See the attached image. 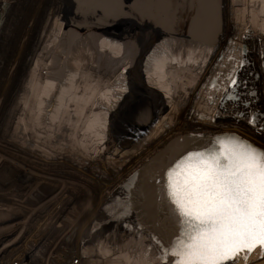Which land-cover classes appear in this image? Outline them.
I'll list each match as a JSON object with an SVG mask.
<instances>
[{"label":"bare ground","instance_id":"obj_1","mask_svg":"<svg viewBox=\"0 0 264 264\" xmlns=\"http://www.w3.org/2000/svg\"><path fill=\"white\" fill-rule=\"evenodd\" d=\"M227 6L224 31L184 34L174 42L161 40L162 53L154 63L153 85L165 92L170 111L131 147L123 142L120 149L104 150L99 146V132L104 126L99 104L112 97L115 79L120 74L135 70L134 58L148 37L129 28L107 26L85 35L76 47L77 38H73L58 17L60 4L51 10V20L18 96L16 143L29 150L48 149L55 157L84 168L92 167L106 179L133 174L171 139L186 133L179 121L187 116L193 102L199 113L213 115L228 89L233 69L237 70L240 61L249 55L259 58L264 51V0H227ZM252 37L259 42L250 50L251 44L247 42ZM220 49L224 52L219 58ZM252 79L259 83L256 87L264 88L261 61L255 67L248 64L240 74L241 82ZM211 80L218 85L206 86L194 99L202 82ZM235 130L264 148L262 136L242 126ZM110 199L105 225L90 224L88 227L93 229L84 228L83 242H98L102 251L112 247L117 252L118 264H147V258L149 264L157 262L159 253L151 240L137 234L128 236L127 228L118 223L124 199L116 191ZM102 217L100 212L94 220L102 222ZM59 222L63 225L62 219ZM124 222L131 223L128 217ZM111 236L119 241L110 242ZM237 260L240 264H264V246L243 251L232 263Z\"/></svg>","mask_w":264,"mask_h":264},{"label":"rangeland","instance_id":"obj_2","mask_svg":"<svg viewBox=\"0 0 264 264\" xmlns=\"http://www.w3.org/2000/svg\"><path fill=\"white\" fill-rule=\"evenodd\" d=\"M60 4L61 0H0V264H11L24 254L29 239L54 226L58 218L63 219L62 233L70 230L78 238L84 228L93 229L88 227L90 224L105 225L110 198L129 175L106 179L92 167L55 157L48 149L20 148L15 141L18 96L51 20V10ZM258 42L252 37L247 42L251 44L249 49L253 50ZM179 122L184 133L207 134L237 132L235 129L244 123L221 117L218 110L213 115L190 110ZM99 146L103 148L101 142ZM56 204L63 206L53 208ZM120 206L123 215L117 221L121 228H127V235L137 234L146 240L124 222L129 206L125 201ZM63 207V213L58 214ZM100 212L102 222L94 220ZM109 241L119 239L111 236ZM231 264L240 263L237 260Z\"/></svg>","mask_w":264,"mask_h":264},{"label":"snow or ice","instance_id":"obj_3","mask_svg":"<svg viewBox=\"0 0 264 264\" xmlns=\"http://www.w3.org/2000/svg\"><path fill=\"white\" fill-rule=\"evenodd\" d=\"M229 137L226 147L188 152L167 168L160 189L167 238L157 241L163 259L224 264L264 246V149Z\"/></svg>","mask_w":264,"mask_h":264},{"label":"water","instance_id":"obj_4","mask_svg":"<svg viewBox=\"0 0 264 264\" xmlns=\"http://www.w3.org/2000/svg\"><path fill=\"white\" fill-rule=\"evenodd\" d=\"M58 17L73 38H77L74 40L76 47L85 35L107 26L129 28L141 36L152 35L174 42L184 34L224 31L226 0H61ZM229 134H236L264 149L235 132H188L166 143L116 190L129 206L130 224L151 240L160 256L157 241L167 238L164 225L166 200L160 190L167 168L188 152L226 147ZM163 260L174 264V258ZM231 263L232 260L224 262Z\"/></svg>","mask_w":264,"mask_h":264},{"label":"flooded vegetation","instance_id":"obj_5","mask_svg":"<svg viewBox=\"0 0 264 264\" xmlns=\"http://www.w3.org/2000/svg\"><path fill=\"white\" fill-rule=\"evenodd\" d=\"M147 37L144 47L137 51L134 58L135 70L120 74L115 79L112 97L99 104L104 121V126L99 133L105 150L120 149L123 142H128L131 147L137 139L144 136L150 126L155 125L170 111V101L165 92L153 85L154 63L162 53L159 50V46L162 47L160 44L162 41L152 35ZM222 52L224 50L220 49L219 58ZM245 59L246 63L239 64V68L229 79L228 89L223 92L220 100L218 115L228 119L242 120L244 122L242 127L263 136L264 88L256 87L259 83L253 79L241 82L240 74L248 64L254 67L259 61L264 64V51L259 58L249 55ZM233 77L237 80L235 85L230 82ZM217 85L214 80L203 81L194 99H197L206 86L214 88ZM234 104L235 108H231ZM190 110L199 114L194 107V102ZM259 114H262V118ZM253 116L258 117L256 123H250Z\"/></svg>","mask_w":264,"mask_h":264},{"label":"built area","instance_id":"obj_6","mask_svg":"<svg viewBox=\"0 0 264 264\" xmlns=\"http://www.w3.org/2000/svg\"><path fill=\"white\" fill-rule=\"evenodd\" d=\"M62 206L63 204H56L53 208L59 209ZM63 211L64 207L58 214H62ZM60 219L62 218H58L59 221ZM58 220L54 226H51L46 231L42 230V234L33 235L28 241L24 254L13 260L11 264H118L116 262L117 252L113 251L112 247L102 251L99 250L101 245L98 242H83V231L80 234V239L77 233H74L73 237L70 238V230L62 233L65 230L63 231ZM29 228L35 227L30 226ZM59 235L60 237L57 239L56 237ZM140 252H144V250L140 249ZM59 254H61V258H59ZM158 257L159 260L152 264H171L165 262L160 255ZM149 261L150 259L148 258L145 260L147 264H149Z\"/></svg>","mask_w":264,"mask_h":264}]
</instances>
